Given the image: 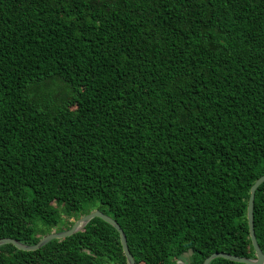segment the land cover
Wrapping results in <instances>:
<instances>
[{
  "label": "trees",
  "instance_id": "1",
  "mask_svg": "<svg viewBox=\"0 0 264 264\" xmlns=\"http://www.w3.org/2000/svg\"><path fill=\"white\" fill-rule=\"evenodd\" d=\"M263 175L264 0H0V239L100 210L137 264L255 259ZM0 264L128 261L94 218Z\"/></svg>",
  "mask_w": 264,
  "mask_h": 264
},
{
  "label": "water",
  "instance_id": "2",
  "mask_svg": "<svg viewBox=\"0 0 264 264\" xmlns=\"http://www.w3.org/2000/svg\"><path fill=\"white\" fill-rule=\"evenodd\" d=\"M264 183V175L260 177L251 187L250 190V199L248 203V223H249V232H250V238L255 250L256 258L250 259L245 257H239L232 254L224 253V252H218L210 255L203 264H210L213 260L217 258H224L233 262L237 263H243V264H264V252L262 251L261 247L258 244L256 233H255V226H254V201H255V194L257 189ZM94 218H101L111 226H113L120 234V241L121 245L124 251V254L127 258L128 264H137L133 255L131 254L127 242V237L124 232V230L121 228L119 223L111 218L110 216L104 214L100 210H95L92 213L83 216L79 220H77L73 227L69 230L62 231V232H54L51 233L44 238H42L37 244L35 245H27L23 244L15 239L11 238H4L0 239V246L6 245V244H12L16 248H18L21 251L25 252H33L37 251L44 246H46L48 243H50L53 240H60L64 239L70 236H73L74 234H77L85 229V227L90 223V221ZM177 264H187L185 261H178Z\"/></svg>",
  "mask_w": 264,
  "mask_h": 264
}]
</instances>
